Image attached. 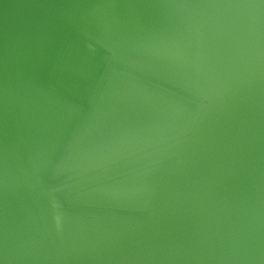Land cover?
Listing matches in <instances>:
<instances>
[{
  "label": "water",
  "instance_id": "95a60500",
  "mask_svg": "<svg viewBox=\"0 0 264 264\" xmlns=\"http://www.w3.org/2000/svg\"><path fill=\"white\" fill-rule=\"evenodd\" d=\"M0 264H264V0H0Z\"/></svg>",
  "mask_w": 264,
  "mask_h": 264
},
{
  "label": "clouds",
  "instance_id": "9594fccd",
  "mask_svg": "<svg viewBox=\"0 0 264 264\" xmlns=\"http://www.w3.org/2000/svg\"><path fill=\"white\" fill-rule=\"evenodd\" d=\"M56 205H54V207H55ZM56 223H57V225L59 226V223H60V217L59 216H57L56 217Z\"/></svg>",
  "mask_w": 264,
  "mask_h": 264
}]
</instances>
